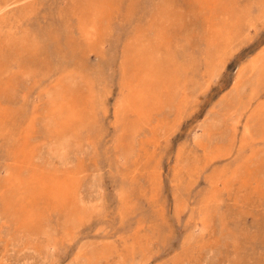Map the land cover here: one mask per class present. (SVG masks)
Returning a JSON list of instances; mask_svg holds the SVG:
<instances>
[{
  "label": "rangeland",
  "instance_id": "rangeland-1",
  "mask_svg": "<svg viewBox=\"0 0 264 264\" xmlns=\"http://www.w3.org/2000/svg\"><path fill=\"white\" fill-rule=\"evenodd\" d=\"M0 264H264V0H0Z\"/></svg>",
  "mask_w": 264,
  "mask_h": 264
},
{
  "label": "bare ground",
  "instance_id": "bare-ground-1",
  "mask_svg": "<svg viewBox=\"0 0 264 264\" xmlns=\"http://www.w3.org/2000/svg\"><path fill=\"white\" fill-rule=\"evenodd\" d=\"M104 6V5H103ZM2 13V12H1ZM90 14V13H89ZM92 21V20H91ZM96 23V22H95ZM45 131V130H44ZM58 141V140H57ZM79 152V151H78ZM68 153V152H67ZM69 154V153H68ZM39 157V156H38ZM64 158V157H63ZM59 179V178H58ZM67 190V189H66Z\"/></svg>",
  "mask_w": 264,
  "mask_h": 264
}]
</instances>
